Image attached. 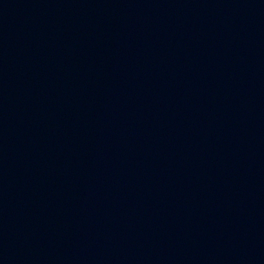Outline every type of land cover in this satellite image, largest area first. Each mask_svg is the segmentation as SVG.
I'll return each instance as SVG.
<instances>
[{
  "label": "water",
  "instance_id": "water-1",
  "mask_svg": "<svg viewBox=\"0 0 264 264\" xmlns=\"http://www.w3.org/2000/svg\"><path fill=\"white\" fill-rule=\"evenodd\" d=\"M0 264H264V0H0Z\"/></svg>",
  "mask_w": 264,
  "mask_h": 264
}]
</instances>
